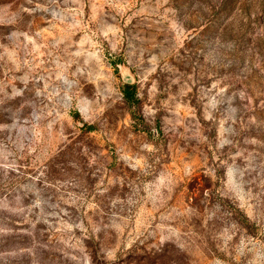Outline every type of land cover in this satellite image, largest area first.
Wrapping results in <instances>:
<instances>
[{"label": "rangeland", "instance_id": "374dc122", "mask_svg": "<svg viewBox=\"0 0 264 264\" xmlns=\"http://www.w3.org/2000/svg\"><path fill=\"white\" fill-rule=\"evenodd\" d=\"M0 264H264V0H0Z\"/></svg>", "mask_w": 264, "mask_h": 264}, {"label": "trees", "instance_id": "16d2710c", "mask_svg": "<svg viewBox=\"0 0 264 264\" xmlns=\"http://www.w3.org/2000/svg\"><path fill=\"white\" fill-rule=\"evenodd\" d=\"M123 91H124L123 92L124 99L130 106L134 107L139 103L135 85L125 84ZM77 115L75 116V118L79 119V116ZM88 127L90 129L92 128L91 126Z\"/></svg>", "mask_w": 264, "mask_h": 264}, {"label": "water", "instance_id": "95a60500", "mask_svg": "<svg viewBox=\"0 0 264 264\" xmlns=\"http://www.w3.org/2000/svg\"><path fill=\"white\" fill-rule=\"evenodd\" d=\"M127 84H131V82H130V81H128V82H127Z\"/></svg>", "mask_w": 264, "mask_h": 264}]
</instances>
